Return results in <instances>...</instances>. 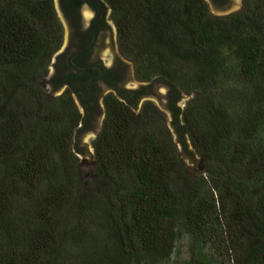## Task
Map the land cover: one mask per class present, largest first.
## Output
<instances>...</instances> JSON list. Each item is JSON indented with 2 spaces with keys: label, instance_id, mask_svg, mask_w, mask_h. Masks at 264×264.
<instances>
[{
  "label": "trees",
  "instance_id": "16d2710c",
  "mask_svg": "<svg viewBox=\"0 0 264 264\" xmlns=\"http://www.w3.org/2000/svg\"><path fill=\"white\" fill-rule=\"evenodd\" d=\"M139 81L193 94L182 116L196 176L161 112L110 95L85 178L71 91L43 80L63 43L54 0H0V264H159L178 233L186 264H264V0H103Z\"/></svg>",
  "mask_w": 264,
  "mask_h": 264
},
{
  "label": "flooded vegetation",
  "instance_id": "af4514ba",
  "mask_svg": "<svg viewBox=\"0 0 264 264\" xmlns=\"http://www.w3.org/2000/svg\"><path fill=\"white\" fill-rule=\"evenodd\" d=\"M58 1L69 26V38L65 45L62 43L54 55L49 82L55 91L61 89L64 93L71 91L80 112V121L76 130L89 135V141L94 147V142L103 129L106 118L105 100L108 96H114L138 114L140 103L143 102V106L148 103V98L152 96V88L162 81L157 79L150 82L139 81L135 76L133 62L120 58L119 55L117 58L109 56L112 62L110 66L106 65L103 50L109 46L115 50L118 41L117 28L105 1V12L96 24L95 33L94 26L99 14V6L91 3L76 5L72 0ZM213 1L221 4L223 10H230L235 6L232 0ZM84 8L87 9V13L83 12ZM92 44L93 46L86 52L76 54ZM118 50L120 52L119 46ZM120 54L122 55L121 52ZM69 61L74 68L70 66ZM75 69L87 71L79 73ZM131 80L137 81L139 86L133 87L132 82L127 86ZM163 86L171 94L170 87L166 83H163ZM110 91L114 94H108ZM180 96L171 101L170 109L174 116L175 110L180 109L178 105Z\"/></svg>",
  "mask_w": 264,
  "mask_h": 264
},
{
  "label": "water",
  "instance_id": "95a60500",
  "mask_svg": "<svg viewBox=\"0 0 264 264\" xmlns=\"http://www.w3.org/2000/svg\"><path fill=\"white\" fill-rule=\"evenodd\" d=\"M76 5H81L84 3H91V4H95L97 6L100 7L99 10V14L96 18V23L94 26V33L96 30V24L97 22L101 19V17L103 16L104 12H105V8L106 5L104 4L103 0H72ZM54 4H55V8L57 11V15L58 18L63 26V31H64V37H63V45L66 44V42L68 41L69 38V26L67 24V20L66 17L60 7L59 1L58 0H54ZM84 13H87V9L84 8L83 9ZM93 46V44L88 47L85 50H82L81 52H78L76 54L82 53V52H86L87 50H89L91 47ZM74 54V55H76ZM119 55V57L121 58L122 56L115 50H113L110 46L107 47L106 49L103 50V57L106 59V65L110 66L112 60L110 57H115L117 58ZM110 56V57H109ZM69 64L71 67H73L69 61ZM74 68V67H73ZM76 70V69H75ZM79 73H84L87 70H76ZM131 82L133 83V87H138V82L135 80H131L127 83V86L131 85ZM164 83V82H163ZM162 82L157 83V85L152 88L151 92H152V96H150L148 98V102H156L158 104H160L161 106H163L164 108H166L168 110L169 113V117H170V121L172 124V128L174 131V135H175V139L177 142V146L179 149V153H180V157L181 160H189L194 166H196L198 168L199 165V160L196 156V153L193 149V146L190 142V139L187 135V132L184 128V125L182 123V116H178L175 117L171 111V101L175 98L174 95L169 94V92L167 91L166 87L163 86ZM63 90V89H61ZM61 90H57V91H61ZM55 90H53V88L51 87V85H48V92H53ZM112 92V91H110ZM180 100L178 101V105H179V110L181 112H183V101H189V96L187 94H185L184 92H181L180 94ZM143 102L140 103V107L143 106L142 105ZM138 113V111H137ZM81 135V140H82V146H83V151H84V157L87 159H91V160H95L94 158V147H93V143L89 141V135L84 134L83 132H80Z\"/></svg>",
  "mask_w": 264,
  "mask_h": 264
},
{
  "label": "rangeland",
  "instance_id": "374dc122",
  "mask_svg": "<svg viewBox=\"0 0 264 264\" xmlns=\"http://www.w3.org/2000/svg\"><path fill=\"white\" fill-rule=\"evenodd\" d=\"M205 1L208 5V9H209L210 14L213 16H227V15L237 13V12L241 11V9H242V6H241L242 0H232L235 2V6H233L230 10L221 9V4L215 3L213 0H205ZM116 51L120 54V52L118 50V46H116ZM122 58L125 60H128L124 56H122ZM53 60H54V56L52 58V61ZM52 61L50 63V66L48 67V73L43 80V88L47 92L48 95H51L53 97H57V96L62 95L64 93V91L61 90V91L48 92V85H50L49 77H50V74L52 73ZM108 94H114V92H109ZM185 94H187V93H185ZM188 96H189V101L194 97L193 94H189ZM189 101H183V111L185 110ZM150 103H152L155 107H157L158 110L161 112V115L163 117V122L165 125V130H166V133L168 136L167 141L173 147L175 155L181 160L168 110L156 102H150ZM141 108H142V106L139 108L138 113L140 112ZM182 123H183L184 128L187 132V135L189 137V134H188L186 125L183 121V118H182ZM189 139H190V137H189ZM190 142H191V140H190ZM191 144H192V142H191ZM192 146H193V144H192ZM72 149H73L75 156H77V158L80 162L81 170L84 174V177L85 178H91V176L93 175V172H94L95 160L87 159L84 157L81 135H80V132H78L77 130L75 131L74 136H73ZM193 149H194L196 156L199 160L198 168L196 166H194L187 159L181 160V161L186 165V167L191 172H194L196 174V176H200L202 174L201 163H200L201 158H200V155L198 154V152L196 151V149L194 148V146H193ZM189 258H190V241H189V238L184 233L179 232L178 237H177V241H176V245H175V250L173 251V254L171 255V257L168 260L161 262L159 264H186L188 262ZM224 264H227V263H224Z\"/></svg>",
  "mask_w": 264,
  "mask_h": 264
}]
</instances>
